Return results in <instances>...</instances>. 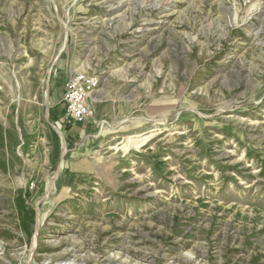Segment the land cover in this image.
<instances>
[{
    "label": "rangeland",
    "instance_id": "374dc122",
    "mask_svg": "<svg viewBox=\"0 0 264 264\" xmlns=\"http://www.w3.org/2000/svg\"><path fill=\"white\" fill-rule=\"evenodd\" d=\"M0 264H264V0H0Z\"/></svg>",
    "mask_w": 264,
    "mask_h": 264
},
{
    "label": "built area",
    "instance_id": "2783aa9c",
    "mask_svg": "<svg viewBox=\"0 0 264 264\" xmlns=\"http://www.w3.org/2000/svg\"><path fill=\"white\" fill-rule=\"evenodd\" d=\"M98 86V80L85 75L74 78L65 95L68 117L76 123L82 122L91 114L88 97Z\"/></svg>",
    "mask_w": 264,
    "mask_h": 264
},
{
    "label": "bare ground",
    "instance_id": "6f19581e",
    "mask_svg": "<svg viewBox=\"0 0 264 264\" xmlns=\"http://www.w3.org/2000/svg\"><path fill=\"white\" fill-rule=\"evenodd\" d=\"M138 1V0H137Z\"/></svg>",
    "mask_w": 264,
    "mask_h": 264
}]
</instances>
